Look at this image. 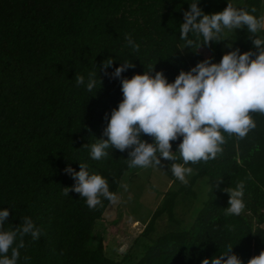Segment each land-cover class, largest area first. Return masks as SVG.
Segmentation results:
<instances>
[{
    "label": "trees",
    "instance_id": "trees-1",
    "mask_svg": "<svg viewBox=\"0 0 264 264\" xmlns=\"http://www.w3.org/2000/svg\"><path fill=\"white\" fill-rule=\"evenodd\" d=\"M192 2L0 0V210L9 211L4 230L30 217L42 231L36 241L24 237L17 264H200L229 245L247 264L264 251V114H251L256 127L243 139L223 133L226 143L216 159L186 165L194 171L187 185L176 183L172 161L162 160L160 169L171 187L159 196L151 216L124 250H119L116 234V244L104 239L120 218L97 229L111 202L103 200L102 207L90 210L85 199L71 191L75 181L64 171L70 166L78 172L80 163L87 164L89 173L105 177L117 194L124 176L139 170L128 167V151L111 148L100 161L90 157V146L107 139L106 114L110 118L123 99L122 78L143 74L154 65L150 75L161 71L171 83L181 70L187 72L205 59L219 63L235 48L241 53L257 51L246 27L225 29L224 40L201 43L198 49V42L184 47L180 25ZM197 3L205 14L231 4L248 11L254 6L253 14L264 16V0ZM126 36L139 44L138 52L127 45ZM189 38L195 40L191 34ZM107 59L113 63L104 70ZM125 61L134 67L121 78L113 77ZM89 71H96L102 81L95 94L76 84L75 76L87 80ZM141 139L152 142L144 134ZM181 139L171 142L174 152ZM249 173L252 179H246ZM201 176L208 178V188L194 211V186ZM241 180L245 212L226 216L229 196L222 189L234 188ZM25 256L30 259L25 261Z\"/></svg>",
    "mask_w": 264,
    "mask_h": 264
},
{
    "label": "clouds",
    "instance_id": "clouds-1",
    "mask_svg": "<svg viewBox=\"0 0 264 264\" xmlns=\"http://www.w3.org/2000/svg\"><path fill=\"white\" fill-rule=\"evenodd\" d=\"M256 11L254 6L248 11L228 4L220 12L205 14L197 0H193L180 25L179 37L185 42L184 47L192 48L198 42V49L201 43L207 46L210 42L224 40L221 37L225 29L234 31L246 27L257 51L241 53L235 48L223 54L219 63L205 59L187 72L181 70L171 83L161 71L150 75L154 65H149L143 74L122 78L123 99L111 111L110 118L106 114L108 122L103 135L107 139H99L90 146L91 159L100 161L109 155L108 149L115 148L120 152L128 151L129 168H161L162 160L172 161V175L187 185L193 168L186 165L207 163L222 154L226 143L223 133L245 138L256 127L251 114H264V16L258 18L253 14ZM189 34L195 40L190 39ZM126 41L133 51H139V44L131 36H126ZM227 47L231 48V43ZM112 63V59H107L102 62V68L106 70ZM133 67L130 61H125L111 75L121 78L124 71ZM75 79L78 86L94 94L102 83L96 71H89L87 80L80 74ZM142 134L152 142L141 139ZM178 138L182 139L174 152L171 142ZM178 159L182 163L176 162ZM79 168L77 172L69 166L64 171L75 181L71 191L84 198L90 210L102 207L103 200L117 202V195L110 191L105 177L90 174L87 164L80 163ZM246 179H252L250 173ZM123 187L127 189V185ZM69 190L63 188L64 194L68 195ZM222 191L229 196L226 216H240L245 212L243 180L234 188ZM8 216L7 209L0 210V264H17L19 250L25 247L24 237L30 235L36 241L42 231L30 217H24L19 227L4 230ZM232 247L229 245L225 252L211 259L204 258L200 264H242L232 253ZM24 259L27 261L30 257ZM247 264H264V251L250 258Z\"/></svg>",
    "mask_w": 264,
    "mask_h": 264
},
{
    "label": "rangeland",
    "instance_id": "rangeland-1",
    "mask_svg": "<svg viewBox=\"0 0 264 264\" xmlns=\"http://www.w3.org/2000/svg\"><path fill=\"white\" fill-rule=\"evenodd\" d=\"M131 177H133V180L129 183ZM190 177L191 175L187 179ZM208 181L206 176H201L196 180L194 211L200 207L201 202L206 197ZM176 183L181 182L176 180ZM124 185H127V189L125 190L122 187V190L116 194L117 202L110 203L107 206L102 216L103 219L97 224V229H100L104 227V223L120 218L119 222L104 234L105 241L108 240L113 243L115 242L112 237L116 234V237L121 241L119 250H124L127 246H130L131 237L136 236L141 231V228L151 216L159 196L171 187L167 175L158 167L139 168L138 171L127 173L123 179ZM191 218V216L187 217L186 222L190 223Z\"/></svg>",
    "mask_w": 264,
    "mask_h": 264
}]
</instances>
